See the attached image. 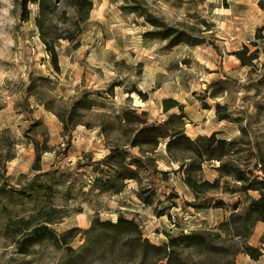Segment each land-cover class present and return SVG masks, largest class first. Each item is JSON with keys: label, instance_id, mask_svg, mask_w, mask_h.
Here are the masks:
<instances>
[{"label": "rangeland", "instance_id": "rangeland-1", "mask_svg": "<svg viewBox=\"0 0 264 264\" xmlns=\"http://www.w3.org/2000/svg\"><path fill=\"white\" fill-rule=\"evenodd\" d=\"M145 1L154 15L203 43L166 49L165 43L143 38L148 27L120 10L122 0H92L79 47L59 43L56 71L33 21L20 22V0H0V171L11 158L4 164L9 179H0V264H165L156 259L143 263L140 255L111 250L95 234L85 233L94 220L115 223L118 216L136 222L143 238L156 246L165 244L167 235L205 231L219 233L224 246L261 248L264 224H256L246 240L218 230L257 194L232 193L239 184L224 179L218 189H199L195 198L163 143L154 153L143 150L151 162L140 173V184L115 180L111 189L102 187L103 179L115 176L113 165L101 163L111 150L143 156L128 148L136 127L125 124L122 115L134 120V114L145 113L148 122L162 123L179 114L178 109L163 113L165 99L182 106L187 137L221 133L240 143L233 156L240 168L258 178L264 174V0ZM237 52L246 56L242 62L252 54L257 59L243 66ZM216 105L229 121H217ZM174 156L188 162L184 154ZM218 166L205 163L199 180L213 183ZM38 186L45 191L35 196ZM140 193L151 196L150 206L138 199ZM191 203L205 209L196 211ZM22 219L31 220L33 228L53 220L48 228L58 244L42 241L19 254ZM262 256L252 261L238 254L234 262L264 264ZM182 258L189 264H224L195 250Z\"/></svg>", "mask_w": 264, "mask_h": 264}, {"label": "trees", "instance_id": "trees-1", "mask_svg": "<svg viewBox=\"0 0 264 264\" xmlns=\"http://www.w3.org/2000/svg\"><path fill=\"white\" fill-rule=\"evenodd\" d=\"M123 5L120 10L127 15H133L141 19L148 27L143 34V38L151 41H159L165 43L166 49H173L177 46H198L202 44V40L184 29L167 24L163 19L154 15L146 6L145 0H122ZM157 2L159 0H151ZM20 22L27 23L30 20L37 30L38 38L44 47V51L50 59L53 69L58 71V52L57 47L60 42H68L74 47H79V39L83 34L84 27L89 20L92 10V0H20ZM30 7L35 10L34 16ZM243 66H250L256 60L255 54H252L247 62L243 59L246 57L241 52L234 54ZM140 98L143 95L135 92ZM178 109L179 114L168 115L162 123L148 122L143 119L145 113L137 116L134 114V120H130L128 115H122V121L125 124L134 125L136 129L133 131L132 138L128 143V148L139 149L143 156L130 155L126 150H111L109 156L101 163L106 166L113 165L115 167V176L102 180L104 189H111L114 181L119 180L121 183L133 181L140 184V173L146 171L150 164V159L146 157L148 150L154 153L161 143L167 156L179 164L178 171L182 174V182L193 193L194 197H198L199 189L208 192L219 188V184L224 179H230L239 187L232 190V193L254 192L257 198L251 199L248 205L241 213L233 212L227 221L220 224L218 230L220 232L232 233V237L246 240L251 236L253 228L256 224H264V174L263 178L255 176L253 170L248 168H240L233 159L236 153L235 148L239 142L227 141L221 137V133H213L209 137H198L191 140L184 133L181 127L184 118L182 106L172 99H165L162 102V110L164 114H168L171 110ZM216 119L218 122L229 121L230 116L226 112H221L219 105L215 106ZM179 124H176V123ZM65 132H69V126L64 119L60 120ZM184 154L187 156L184 164L183 161L175 158V154ZM11 158L6 159L10 161ZM36 165L39 168L40 151L36 150ZM217 162L219 166L215 168L218 175L217 180L213 183L199 180L198 176L202 172L205 163ZM261 171L264 173V161H262ZM2 164L0 171V179L2 183L9 178L6 176L5 166ZM258 166V165H257ZM256 166V169H257ZM39 170V169H38ZM164 179L168 177V173L159 172ZM123 184H120L118 192L122 190ZM44 187L38 186L34 192L35 196L42 193ZM20 198L26 197V192H20ZM138 199L145 206L152 204L151 196H143L140 193ZM222 205L221 203L217 204ZM196 211L205 209L204 204L196 206L189 204ZM236 210V209H235ZM163 214H160L162 216ZM31 220H19V228L22 240L18 243V253L24 254L33 245L48 241L53 245L58 244V239L48 228L52 225L53 220L46 219L40 228L30 226ZM28 225V226H27ZM87 235L95 234L101 242L114 250L116 247L126 248L132 254L140 255L141 262H147L150 259H156L157 262H165V264H189L186 259L182 258L187 250H195L199 254L221 258L224 264H235L234 258L238 254L247 256L252 261H258L262 256L264 249V235L261 239V248H254L247 244H242L239 248L236 246H224L218 241L221 240L220 234L216 232H191L188 235L183 233L174 236L167 235V242L161 246L152 245L147 239L143 238L142 232L136 222L122 216H118L115 223L110 221L102 222L94 220L89 230L85 232Z\"/></svg>", "mask_w": 264, "mask_h": 264}, {"label": "crops", "instance_id": "crops-1", "mask_svg": "<svg viewBox=\"0 0 264 264\" xmlns=\"http://www.w3.org/2000/svg\"><path fill=\"white\" fill-rule=\"evenodd\" d=\"M260 225H261V223H260ZM260 227H261V229H262V226H259V229H260ZM262 257H264V251H262Z\"/></svg>", "mask_w": 264, "mask_h": 264}, {"label": "built area", "instance_id": "built-area-1", "mask_svg": "<svg viewBox=\"0 0 264 264\" xmlns=\"http://www.w3.org/2000/svg\"><path fill=\"white\" fill-rule=\"evenodd\" d=\"M262 178H263V176H262Z\"/></svg>", "mask_w": 264, "mask_h": 264}]
</instances>
